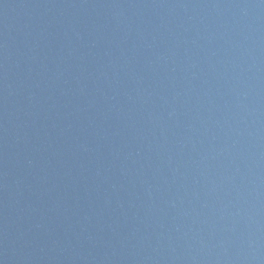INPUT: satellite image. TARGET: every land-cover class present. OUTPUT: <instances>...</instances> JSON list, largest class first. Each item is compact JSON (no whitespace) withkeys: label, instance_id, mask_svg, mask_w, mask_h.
Wrapping results in <instances>:
<instances>
[{"label":"water","instance_id":"obj_1","mask_svg":"<svg viewBox=\"0 0 264 264\" xmlns=\"http://www.w3.org/2000/svg\"><path fill=\"white\" fill-rule=\"evenodd\" d=\"M38 264H264V0H2Z\"/></svg>","mask_w":264,"mask_h":264}]
</instances>
